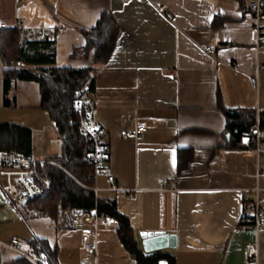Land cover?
I'll return each instance as SVG.
<instances>
[{"label": "crops", "instance_id": "0c3cea01", "mask_svg": "<svg viewBox=\"0 0 264 264\" xmlns=\"http://www.w3.org/2000/svg\"><path fill=\"white\" fill-rule=\"evenodd\" d=\"M251 1L0 0V22L8 26L60 29L52 38L55 67L92 69L93 120L108 147L97 187L109 188L106 178H113L116 190L101 196L128 219L140 250L143 236L174 235L175 248L164 250L176 264H253L245 246L254 243L264 264V215L255 233L245 224L253 203L244 200L245 190L264 189V154L231 147L218 109L219 96L228 110L264 111V62L257 65L246 12ZM103 13L119 34L108 61L97 64L93 51H81V29L94 27ZM2 71L0 59V125L29 130L28 157L51 162L60 156L61 140L39 107L38 85L17 82L12 105L4 106ZM137 122L146 123V132L125 138ZM259 200L264 214V191ZM107 221L89 254L80 214L73 227L58 228L51 218L15 207L0 187V241L17 239L20 252L39 240L56 248L58 264H135L116 223ZM19 257L0 248V264Z\"/></svg>", "mask_w": 264, "mask_h": 264}, {"label": "trees", "instance_id": "16d2710c", "mask_svg": "<svg viewBox=\"0 0 264 264\" xmlns=\"http://www.w3.org/2000/svg\"><path fill=\"white\" fill-rule=\"evenodd\" d=\"M242 1V0H241ZM264 3V0H262ZM85 40L84 54L93 51L95 63L105 64L118 39V29L109 13H103L96 25L81 29ZM53 37L37 38L36 32L20 31L15 27L0 30V59L3 64L2 94L4 106L12 105L9 97L17 82H34L38 85L39 107L49 114L61 140L60 156L50 160L42 170L50 179L51 188L41 198L30 203L26 210L33 216L48 217L58 228L74 226L75 216L96 208L116 223V233L123 248L135 264H176L175 257L165 250L146 253L134 239L128 219L117 211L111 199L95 194L91 188L95 179L85 159L90 151L89 142L78 134V116L72 105L76 90L91 89L92 69L58 68L54 66ZM218 109L225 120V132L230 136V146H244L249 130L256 123V112L251 109L228 110L218 96ZM264 114L260 116L263 122ZM0 151H10L25 157L30 152V132L13 124L0 125ZM25 209V208H24ZM247 219L245 220V224ZM31 246L43 253L46 264H58L56 248L43 241H32ZM13 264H29L19 257Z\"/></svg>", "mask_w": 264, "mask_h": 264}, {"label": "built area", "instance_id": "2783aa9c", "mask_svg": "<svg viewBox=\"0 0 264 264\" xmlns=\"http://www.w3.org/2000/svg\"><path fill=\"white\" fill-rule=\"evenodd\" d=\"M128 2L129 0H122ZM246 12L252 20V27L255 32V53L257 65L260 61L264 62V3L262 0H253L247 5ZM10 26L0 22V30ZM12 27L24 31L22 24L16 22ZM34 33V31H30ZM60 33V29L43 28L36 31L37 38L53 37ZM94 98L91 90L84 87L75 91L72 98V105L78 116L76 123L78 134L81 138L89 142V153L85 159L91 170V176L97 180L104 171L108 159V147L106 136L103 131L94 124L92 109ZM264 111H256V123L248 133V138L244 141V147L252 149L258 156L264 154V130L261 128L260 116ZM147 130L146 123L137 122L133 132L124 133L127 139L136 138L145 133ZM54 163L43 160H34L23 155L10 152L0 151V187L2 186L7 200L14 204L15 207L26 208L33 201L44 196L51 188L49 177L43 173V168ZM3 179V181H1ZM109 188L102 190L93 187L91 190L97 194L100 191H115L114 180L112 177L106 178ZM264 189L258 187L253 190L244 191V200L252 201L254 214L247 219V226L258 232L260 220L263 217V211L259 205L260 193ZM252 193V194H251ZM251 194V195H250ZM39 216V215H37ZM82 222L86 225L82 230L84 237L85 250L89 254H95L98 248V230L108 225L107 217L100 213L96 208L90 211H84L80 214ZM19 241L12 239L9 243L0 241V248L5 247L23 257L29 264H46V258L41 251L29 248L26 252H20L18 249ZM246 258L253 264H260L259 250L257 243L247 244L245 246Z\"/></svg>", "mask_w": 264, "mask_h": 264}, {"label": "water", "instance_id": "95a60500", "mask_svg": "<svg viewBox=\"0 0 264 264\" xmlns=\"http://www.w3.org/2000/svg\"><path fill=\"white\" fill-rule=\"evenodd\" d=\"M143 251L146 253L164 250L167 248H175L176 237L174 235L152 234L143 236L142 240Z\"/></svg>", "mask_w": 264, "mask_h": 264}, {"label": "rangeland", "instance_id": "374dc122", "mask_svg": "<svg viewBox=\"0 0 264 264\" xmlns=\"http://www.w3.org/2000/svg\"><path fill=\"white\" fill-rule=\"evenodd\" d=\"M96 181V187H97V180H95ZM100 192H103V191H100ZM99 193V192H98ZM26 209V208H25Z\"/></svg>", "mask_w": 264, "mask_h": 264}]
</instances>
